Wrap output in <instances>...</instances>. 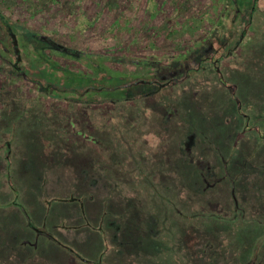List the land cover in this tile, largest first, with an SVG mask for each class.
I'll return each instance as SVG.
<instances>
[{"label":"rangeland","instance_id":"1","mask_svg":"<svg viewBox=\"0 0 264 264\" xmlns=\"http://www.w3.org/2000/svg\"><path fill=\"white\" fill-rule=\"evenodd\" d=\"M178 1L177 7L173 3L174 9H166H169L170 26L184 28L182 23L188 20L199 24L198 32L206 33H196L198 40L208 38L215 24L224 28L231 20L232 30L227 27L220 31L221 39L225 38L229 32L236 31L241 22L244 23V15L251 14L248 4L240 5L237 1ZM4 2L8 7L13 6L9 9L11 12L5 10V14L20 37V58L24 56L20 65L35 72L43 83L57 79L50 75L57 64L48 54L58 55L55 58L62 66L97 77L90 82L87 94L93 89H107L110 82H115L110 77H104L102 82L103 78L93 72L94 66H90L92 61L105 65L111 73L142 70L141 63L153 68L157 63L169 66L173 62V50H163V32L155 28L164 23L159 12L165 7L164 0ZM148 12L153 16L144 28ZM252 14L247 22L249 30L264 37V12L255 9ZM235 15L240 18L235 19ZM17 17H20V23L15 20ZM243 28H246L245 23ZM42 36L64 44L71 51L61 56L56 54ZM149 38L155 43L150 48L147 47ZM219 39H214L216 44ZM261 42L259 40L258 50L263 63L254 64L255 57L250 55L252 61L250 58L242 60L243 53L230 51L226 55H233L221 59L222 50H213L201 60V63H216L221 59L216 65L219 70L225 67L222 77L226 80L213 70L184 78L173 91L164 88L166 82L164 85L156 81L150 83L152 87L162 89L156 95L158 105H153L151 114L133 117L141 119L142 126H146V131L139 134L143 141V144L140 142L141 155L146 149L157 150V141L161 138L157 129L167 135V146L158 150V154L162 153L161 157H166L167 164L172 166L189 144L184 140L185 136L191 133V140L197 139V147L192 148L196 158L188 163V175L185 174L184 180H178L182 185L169 179L175 190L166 192L162 188L161 192L165 191L164 196L169 200L168 206H164L159 198L150 197L145 190L151 189L140 178L125 177V174H122L124 177H105L103 170L98 174L91 151L97 148L111 150L113 145L108 138L91 136L90 147L86 143L69 142L66 145L69 149L59 143L60 134L50 139L47 129L36 125L30 127L22 119L12 121L13 115H10V124L7 127L0 125V130L13 131L7 141L10 149L1 152L4 145H0V264H190V261L194 262L190 257L197 251L200 253L205 244L210 246V252H215V248H223L225 242L226 249L219 256L225 260L236 249L242 248L239 258L227 264H264V45ZM3 48L8 52L5 53ZM202 51L204 49L199 51L198 48V53ZM13 55L10 43L0 34V62L5 59L12 62ZM2 67L4 65L0 64L1 70ZM182 74L181 70L176 76ZM31 93L35 91L31 90ZM194 93L200 99L199 106L194 104ZM81 101L85 103L86 100ZM153 102L155 104V100ZM176 103L185 112L182 117L176 115L166 121L164 113H173L172 106L180 107ZM183 118L186 121L180 127L181 131L171 133L174 127L177 128L175 122L182 123ZM127 123L124 121L123 125ZM148 137L152 140V148L145 143ZM217 147H221L223 154ZM88 148L91 154H83ZM213 160L221 166L223 160H228V167L236 173L242 163L248 167L238 176L231 171L224 175L217 169L220 181L214 194L209 181L199 173V169L210 166ZM210 169L214 170L213 167ZM133 170L130 166L129 171ZM77 194L82 197L79 200L89 220L86 223L82 213H75L76 204L63 201L68 197L73 200ZM203 199L211 203L207 213L201 219L193 218L194 209ZM173 208L178 209L184 220L178 218L179 221L172 224ZM163 209L171 210L166 221ZM103 212L105 216H102ZM196 214L199 216L203 212ZM197 220H200V231L194 233L190 223ZM42 225L50 229L55 240L46 239L47 235L40 229ZM126 228L140 229L145 235L132 236L134 234ZM107 230L115 235L124 230L130 238L125 243L115 241L111 236L108 239ZM231 230L233 233L229 236ZM216 264L220 263L216 261Z\"/></svg>","mask_w":264,"mask_h":264},{"label":"trees","instance_id":"2","mask_svg":"<svg viewBox=\"0 0 264 264\" xmlns=\"http://www.w3.org/2000/svg\"><path fill=\"white\" fill-rule=\"evenodd\" d=\"M230 1H237L240 3V5L248 4L251 9L249 11L251 14H254L255 9L260 12H264V0ZM173 3L175 4V7L180 4L178 0H164L165 7L163 6L164 8L159 11L164 23L162 22V26L156 25L155 27L158 32L159 30L160 32H163V50L166 52L167 49H172L175 54L172 64L169 66H164L163 64L157 63V65H154V67H158H155V69H153L154 67L152 68L141 63L142 70H135L133 72H130L131 69H127L128 72L111 73L110 71H108L105 65L101 63L97 65L94 61H92L90 66H94L93 72L97 74V76L103 78L102 82L104 81V77H110V80H115V82H110L107 86V89L101 87V89L90 90L91 93L87 94V89L90 88V82H94L97 77L92 78L86 76L85 74H82L83 72L81 73L80 71L78 72L75 69L62 66L55 58L58 55L55 56L48 54L53 62L57 64L50 74L53 75L52 77L55 76V79L57 78L52 82H41L39 76L35 72H30L29 69H27L25 66L20 65V62H22V59H24V56L22 57V59L20 58V37L18 35V32L13 28L11 19L5 14V12L10 8L12 9L13 6L8 7L6 6L4 0H0V34L5 39H7V42L10 43L11 49L14 54V59L11 58L13 59L12 62L10 60L8 61V59H5L6 61H4L6 64H4L3 61L0 62V64L4 65V68L2 67L3 69H0V76L3 77V79L0 80V106L2 105V107L0 108V125H4L7 127L12 120V118L10 119V115H13L12 121L22 119V121H26V123L30 127L36 125L40 127L42 126V128L47 129V134L48 137L50 136V139H52V137H55L56 134H60L61 136L59 135L58 137L59 143L62 144L65 148L68 147H66V145L69 142H72L75 145L86 143L90 147V137L94 135L97 138H108L109 140H111L113 145L111 150H101L97 148L91 151L92 154L90 153V148H88V150H83V154L93 155L94 163L98 166V174L100 175V171H104L103 174L104 176L106 175L105 177H107V175H111L112 177H124L122 174H125V177L133 176L135 179L140 178L143 180L146 187L151 189L145 190V192L148 191L150 197H155V199L159 198V200L164 203V206H168L169 200L166 195L164 196V192H167L168 190H175L174 188H172L174 185H171L169 183V179H175L178 184L182 185V182L178 180H184L185 176L188 175V163L195 160L196 158L194 156L195 151L192 148L197 147V139L194 136V140H191L193 136L191 133L185 136L184 140L188 141L189 144L186 147L184 146L185 148H183L181 152L179 151L181 155L177 156L174 165L172 166L171 164H167L168 162L166 157H161L162 153L158 154V150H163L167 146V135L164 136L161 132L162 130L157 129V134L161 137H159L160 142L157 141V150L153 152L150 149H146L144 151V154L141 155L142 147L140 146V142L143 144V141L141 139V136L139 137V134L142 135V132L146 131V126H142L141 119H133V117H139L140 115L142 116L145 113L151 114L154 110L152 108L153 105H158L155 98L157 94L161 93L159 91H161L162 87H152L150 83L156 81L161 85H164V83L166 82L164 88L169 87V91H173V89L178 85L179 82L188 79V77H190L192 74L197 75L200 73H205L206 71L212 72L213 70H215L214 72L217 73V76L223 78L222 70L225 67L222 70L221 68L219 70L216 63L221 61V59H223L224 57L230 56L231 53L229 55H226L229 51L232 53L234 52L233 54L243 53L242 60L247 61L246 58L254 56V64L256 62L263 63L262 54H259L258 50L259 40H262L260 44L264 45V37L260 35L258 36L256 31L251 32V30H249V25L247 23L249 19H251V14L249 13L242 17L246 19L245 21H243L246 25V28H243L244 23L242 24L241 22V24L237 27L239 30L237 29L236 31H231L227 34V37L225 36L224 38L223 36V38L221 39L222 33L220 31H223L224 28L227 27L232 30L230 20L229 25L226 27L224 26V28H220V24H215L216 27L211 30L210 36L208 38H204L207 40H198L196 38V33H206L202 32V30L201 32H198L199 29L197 28L199 24L195 25V23L193 24L190 20H188L189 22L182 23L184 28L179 26H170L171 23L168 21L169 9L175 8ZM225 4H227V2ZM167 8H169L168 11L166 10ZM244 8L246 7H243V9ZM9 12H11V10H9ZM148 14L150 13L148 12ZM151 14L153 16V13ZM229 14L232 18L233 16L231 12H229ZM147 17L146 26L144 28H146L150 23V18ZM234 17L235 19L240 18L237 15H235ZM15 20L17 22L19 21L20 23V17H17ZM165 22L167 24H165ZM179 23L181 24V22ZM189 23L191 24L188 25ZM185 36H187L188 39L184 40L183 38ZM42 37L45 38L43 41H46V44L50 46H48V48L53 50V52H56V54L58 53L60 56L62 53L71 51L70 49H67L64 44L55 42L51 38H46L44 36ZM217 37H219L220 39L216 44L214 39ZM168 40L170 41L168 42ZM154 44L155 43L153 39L149 38L147 41V47H153L155 46ZM238 47L239 50H241L240 52H238ZM198 48L199 51L201 49H204V51L198 53ZM213 50H222L224 55L221 52V59H219L216 63H201V60L204 57L208 56L209 53H211ZM4 51L6 53L8 52V49H4ZM16 57L19 60H16ZM231 57L229 58L232 59ZM250 59L251 61L253 60V58ZM14 62H16V64H14ZM181 70L183 71L182 76H176V73ZM130 82L133 83L131 84ZM122 86L124 87V89L121 88ZM31 90H34L35 93L32 94ZM82 93H86L84 94L83 98H81ZM195 95L196 93H194L193 97L194 104L195 106H199L200 99H198L196 97L197 95ZM58 99H61V101L57 102L56 100ZM78 100L86 101L85 103H83V101L79 103ZM153 100H155V104ZM87 101H91V103ZM130 101H133V103H130ZM110 104L111 107H109ZM176 104H178L180 107L172 106L171 109L173 110V113H164L166 121L172 120L173 116H181V114L185 112V109L179 103ZM161 110H164L163 107L161 108ZM182 120V123H179L178 121L175 122L177 128L174 127L171 133L181 131L180 127L186 121L184 120V118ZM124 121H128L125 126L123 125ZM12 132L13 131H5L3 129L0 130V145H4V150L1 152L6 153L10 149L7 141L11 139ZM151 141L152 140L149 137L145 141V143L150 148H152L150 145ZM117 144H119V146ZM217 148V150L221 154H223L221 147ZM158 161H161L162 163H158ZM227 161L228 160H223L224 165L221 166V163L217 164V162L213 160L212 162H210V166L208 165V167L199 169V173H201L202 178H205L209 181V187L211 189V192L214 194H216L215 192L216 190H218L217 184L218 181H220L219 176H217V169L223 171L224 175L225 173H229V171H231L238 176L242 173H245L248 167L246 163H242L239 166L238 172L236 173L233 168L228 167ZM130 166L134 169L132 172L129 171ZM211 167H213L214 170H211ZM183 168H185V171L183 170ZM128 179L133 180L132 178ZM162 188H164L165 191L161 192ZM80 198L82 197L77 194V197H74L73 200H70L71 197H68L63 199V201L76 204L77 208L75 213H82L83 218H81L85 221L84 223H86L89 220L85 216V211L83 210V207L79 200ZM210 204V201H206L203 199V202L199 204V206H197V209H194V211L196 212H194L195 214L193 215V218L198 217L199 219H201L207 213ZM212 204L214 207V202ZM21 208H23V206ZM163 210L166 212L164 217V220L166 221L168 220L167 213H171V210ZM198 211H202L203 214L198 216L196 214L198 213ZM105 212H103V215H101L105 216ZM171 215L172 224L176 223V220L179 221L178 218L184 220L183 215L178 211V209L173 208ZM227 222L229 223L230 221ZM198 223H200V220H197L196 222H194V224L193 222L190 223L192 225V227H190V230L195 229L194 233H199L200 231ZM40 229L47 235V237H49H46L47 240H55L54 235L49 233L50 229H48L46 225H42ZM126 229L134 234L132 236L141 237L145 235L140 233V229H137L136 231L132 229L129 230L128 228ZM232 231L233 230L228 233L229 236L232 235ZM106 236L108 237V239L109 236H111L115 239V241H122L123 243H125L126 239L130 238L124 230H121L120 233L118 232V234L116 235L115 232L107 230ZM206 240L211 241V239L209 238H207ZM205 245V247L201 248L200 253L199 251H197L194 254V257H190V259H193L194 261H190V264H216V261H218L220 264L231 263L235 258H239L238 256L240 250L242 249H236L235 253L225 260V257L221 258L222 256H219L222 254V252L225 251L226 242L224 243L223 248H215V252H210V246H208L207 244Z\"/></svg>","mask_w":264,"mask_h":264},{"label":"crops","instance_id":"3","mask_svg":"<svg viewBox=\"0 0 264 264\" xmlns=\"http://www.w3.org/2000/svg\"><path fill=\"white\" fill-rule=\"evenodd\" d=\"M150 8V7H149ZM145 14V13H144ZM148 16V17H147ZM150 18V17H152V14L150 15V14H148V13H146V15H145V18Z\"/></svg>","mask_w":264,"mask_h":264},{"label":"flooded vegetation","instance_id":"4","mask_svg":"<svg viewBox=\"0 0 264 264\" xmlns=\"http://www.w3.org/2000/svg\"><path fill=\"white\" fill-rule=\"evenodd\" d=\"M16 60H19L17 57L15 58ZM14 64H16V62H14Z\"/></svg>","mask_w":264,"mask_h":264}]
</instances>
